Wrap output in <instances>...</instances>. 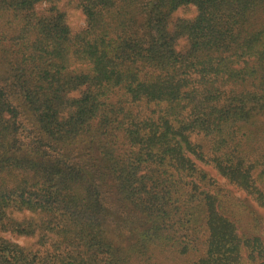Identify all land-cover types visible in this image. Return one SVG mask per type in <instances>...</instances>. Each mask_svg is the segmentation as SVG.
Listing matches in <instances>:
<instances>
[{"label": "trees", "instance_id": "trees-1", "mask_svg": "<svg viewBox=\"0 0 264 264\" xmlns=\"http://www.w3.org/2000/svg\"><path fill=\"white\" fill-rule=\"evenodd\" d=\"M62 1L0 0V264H264L203 165L264 208V0Z\"/></svg>", "mask_w": 264, "mask_h": 264}, {"label": "rangeland", "instance_id": "rangeland-1", "mask_svg": "<svg viewBox=\"0 0 264 264\" xmlns=\"http://www.w3.org/2000/svg\"><path fill=\"white\" fill-rule=\"evenodd\" d=\"M43 5V4H42ZM62 6L66 7L68 9V19L70 21V23L76 28H80L82 27L84 24H85V15H84V12L81 8L77 7L76 3L73 1V0H63L62 3H61ZM178 15H188V16H193L195 13H194V8H192L191 10H188V9H180L178 12H177ZM185 44V40H181V44L180 46L182 47L183 45ZM204 167L206 169H208L213 176L215 177H218V179L220 180V182L222 184H225L229 187H231V190L233 191V193L239 197V198H242L245 200V202L248 203L249 206H252L254 207L252 210L253 212L261 217L262 219H264V208L261 207V206H257V202L255 201V199L251 196V195H248L246 193L245 190L237 187L236 185L234 184H229L228 180L226 177L224 176H221V175H217V170L212 167L210 164L209 165H205L203 164ZM263 233V239H264V227H262V231ZM11 237L12 235L9 234ZM18 242L22 243V244H27V243H30L32 241V238L31 237H26L24 235H20L19 237H16L15 238Z\"/></svg>", "mask_w": 264, "mask_h": 264}]
</instances>
